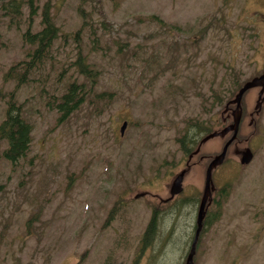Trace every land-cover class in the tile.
I'll return each mask as SVG.
<instances>
[{"label":"rangeland","instance_id":"rangeland-1","mask_svg":"<svg viewBox=\"0 0 264 264\" xmlns=\"http://www.w3.org/2000/svg\"><path fill=\"white\" fill-rule=\"evenodd\" d=\"M25 1L18 13L0 4V123L14 96L32 124L16 163L0 142V264H183L204 175L194 164L182 192L164 201L186 168L176 140L193 120L215 130L230 122L221 116L238 82L264 65V0H33L34 13ZM45 3L56 37L24 71L36 48L24 34L43 28ZM79 54L96 75L92 89ZM71 82L85 85V101L58 121L55 104ZM258 91L244 96L238 138L253 159L239 164L230 147L215 182L230 188L208 209L194 264H264ZM201 144L197 155L220 151L223 140ZM153 209L163 215L158 235L137 257Z\"/></svg>","mask_w":264,"mask_h":264},{"label":"trees","instance_id":"trees-1","mask_svg":"<svg viewBox=\"0 0 264 264\" xmlns=\"http://www.w3.org/2000/svg\"><path fill=\"white\" fill-rule=\"evenodd\" d=\"M24 1L8 0L7 2H2L1 4L4 8H7L14 13H18L20 11V4L22 3L23 5ZM25 2L32 10V13H34L33 0H27ZM153 18L158 20L156 16ZM41 24L43 25V28L39 32L32 34L28 31L26 34H24L25 40L29 44H36L34 53L31 56V61L30 63L27 62L24 71H26L29 65L34 61H41V57L50 47L52 40L56 37L57 29L52 22L48 3H45L42 8ZM34 65L35 64H33V66ZM75 66L78 70V73L81 76H84L89 82V89H92V84H94L96 81V75L95 73L93 74L92 69L86 63L82 55L79 54L76 58ZM11 70L12 69H10V71ZM84 86L85 85L83 83L77 82H71L67 85L65 92L60 95L59 100L55 104V108L59 113L58 121H63L68 118L69 115L77 110L79 106L85 101L86 93ZM104 94H97L96 96L102 98ZM105 95H107V93ZM13 97L14 96H11L7 101L5 118L0 123V142L4 141L6 143V146L1 154L4 159L11 162L12 164L16 163L19 159L27 155L30 148L32 131V124L29 123L22 115V106L17 104ZM218 98L220 97L217 96L216 99L213 100L212 104L216 103ZM192 126H196V128L198 130L200 129L201 131H210L209 128L205 126H198V122H194ZM187 136L188 132H184V135L179 140L182 148H185L186 144H188V142H185ZM184 151L185 153H188L187 148H185ZM111 216V214L108 215L107 221L111 219ZM157 221V217L154 214L147 223L142 236V249L147 247L152 242L154 237H156L158 224ZM76 264H81V262L78 261Z\"/></svg>","mask_w":264,"mask_h":264},{"label":"water","instance_id":"water-1","mask_svg":"<svg viewBox=\"0 0 264 264\" xmlns=\"http://www.w3.org/2000/svg\"><path fill=\"white\" fill-rule=\"evenodd\" d=\"M259 85H261L262 90H264V70H263V73L259 77H256V78L252 79L251 81L245 83L244 86L236 94L235 98L232 101L233 103L236 104L235 109L232 111V122L229 125H227L226 127H224L223 129L210 133L209 135H207L203 139V140H206L207 138L213 137V136L224 137L228 132L232 131L231 138L224 144L221 152L212 159V161L209 163V165L206 169L204 191H203L202 198H201L199 208H198V212H197V219H196L197 226H196V231H195V238H194V241L192 243L191 250H190L188 257L186 259V264H192V255L194 253V247H195L196 239L198 237V233L201 229L202 219H203L204 213H205V209H204L205 204H206L207 200H209L211 190L213 189V185L211 183V172L218 164H220L223 161L224 156L226 154L227 147L232 142V140L236 137V134L238 131V125H239L240 117H241V109H240L241 96L247 88H250L253 86H259ZM258 106H259V103H258ZM125 124L126 123L123 122V124L120 128V133L123 132ZM237 153L242 155V157H241L242 163H247L251 158V153L248 149H245L242 151H237ZM181 180H182V173L177 175L176 178L174 179L172 186H171V189H170L171 195H174L175 193H177L181 190V187H180L181 186ZM138 196H140V194L135 195V197H138Z\"/></svg>","mask_w":264,"mask_h":264},{"label":"flooded vegetation","instance_id":"flooded-vegetation-1","mask_svg":"<svg viewBox=\"0 0 264 264\" xmlns=\"http://www.w3.org/2000/svg\"><path fill=\"white\" fill-rule=\"evenodd\" d=\"M244 108H243V106H242V114L244 113V110H246V104H244ZM229 109H231V107L229 108V107H227V111L229 110ZM230 111V110H229ZM229 111H228V114H229ZM229 116V115H228ZM248 116H249V119H248V125H253V126H255V121H254V119H253V117H252V113L249 111L248 112ZM228 139V136L225 138V141ZM196 141V138H191L190 139V145L191 146H193V143ZM239 142V144H240V140H238ZM238 144V145H239ZM201 142L199 141V143L197 144V147L195 148V149H198V151H197V153L196 154H194V155H197V154H199L200 152H199V149H200V147H201ZM191 153L192 152H190L188 155H190V157H191V159H192V157H194V155H191ZM217 152H213V153H201L200 155H199V163H200V165H202V166H204V169H205V167L208 165V163L210 162V160L213 158V156H215V154H216ZM183 155H185L184 153H182ZM188 160H189V158H188Z\"/></svg>","mask_w":264,"mask_h":264}]
</instances>
